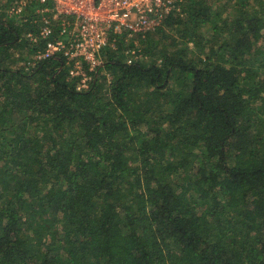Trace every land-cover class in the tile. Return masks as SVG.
<instances>
[{
	"label": "trees",
	"instance_id": "1",
	"mask_svg": "<svg viewBox=\"0 0 264 264\" xmlns=\"http://www.w3.org/2000/svg\"><path fill=\"white\" fill-rule=\"evenodd\" d=\"M0 0V264H264V0H176L89 86ZM135 49L131 63L126 62Z\"/></svg>",
	"mask_w": 264,
	"mask_h": 264
},
{
	"label": "built area",
	"instance_id": "2",
	"mask_svg": "<svg viewBox=\"0 0 264 264\" xmlns=\"http://www.w3.org/2000/svg\"><path fill=\"white\" fill-rule=\"evenodd\" d=\"M30 0L11 1L10 12L20 14ZM39 6L31 16L38 23L37 32L27 37L44 48L33 59L61 56L69 67L68 75L76 78V89H86L93 72L101 62V49L114 48V35L127 37L150 31L176 7V0H36ZM135 49L128 51L126 62L131 63Z\"/></svg>",
	"mask_w": 264,
	"mask_h": 264
}]
</instances>
